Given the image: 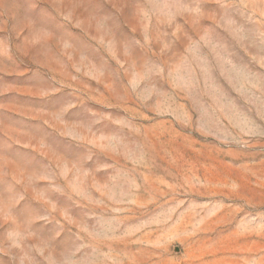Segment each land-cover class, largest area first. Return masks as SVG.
<instances>
[{
    "label": "rangeland",
    "instance_id": "obj_1",
    "mask_svg": "<svg viewBox=\"0 0 264 264\" xmlns=\"http://www.w3.org/2000/svg\"><path fill=\"white\" fill-rule=\"evenodd\" d=\"M0 264H264V0H0Z\"/></svg>",
    "mask_w": 264,
    "mask_h": 264
}]
</instances>
